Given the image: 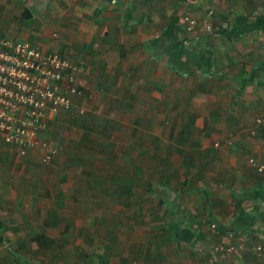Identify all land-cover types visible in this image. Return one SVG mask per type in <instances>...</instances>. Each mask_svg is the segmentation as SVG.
Listing matches in <instances>:
<instances>
[{
    "label": "crops",
    "instance_id": "obj_1",
    "mask_svg": "<svg viewBox=\"0 0 264 264\" xmlns=\"http://www.w3.org/2000/svg\"><path fill=\"white\" fill-rule=\"evenodd\" d=\"M24 8L29 18L21 17ZM184 16L211 31L197 24L185 33ZM32 18L41 20L40 33L30 38L20 28ZM0 38L79 66L76 83L95 91V107L101 98L116 103L113 120L142 131L127 136L156 141L143 139L141 149L129 144L128 151L143 152L150 168L154 152L155 166L166 162L176 171L162 172L167 186L152 193L158 202L147 218L160 231L135 249L115 233L130 226L74 230L54 211L39 210L38 196L1 190L0 264H264L249 252L264 244V175L248 164H264V129L255 122L264 120V0H0ZM114 180L121 183L111 188L116 194L126 180ZM186 208L185 218L178 210ZM197 223L226 235L205 236ZM98 226L106 234L97 236ZM239 241L245 249L212 253Z\"/></svg>",
    "mask_w": 264,
    "mask_h": 264
},
{
    "label": "rangeland",
    "instance_id": "obj_2",
    "mask_svg": "<svg viewBox=\"0 0 264 264\" xmlns=\"http://www.w3.org/2000/svg\"><path fill=\"white\" fill-rule=\"evenodd\" d=\"M40 22L41 20L36 18L25 20L22 22L23 27L20 30L30 34V38H32L33 35H39ZM5 36L8 37V35ZM101 99L97 107H95L94 102L83 105L86 115L81 119L85 120L86 125L84 124V126H86L87 131L70 127L66 117L69 115L64 113L53 114L52 120L48 123L47 132H45L48 134H45L44 138L49 140L51 145L53 143L59 148L55 167L42 166L39 162L40 158L38 159L35 152L18 158L13 147L0 142V191L6 190L8 193H15L21 189L27 197L38 196L36 206L39 210L54 211L63 219V225H73L74 230H79L84 225L91 227L94 224L118 223L119 225L130 226L129 231L116 227L115 233L118 235L117 239L128 242L129 245L133 246L132 249H135V246L141 243L146 245L145 242L152 240L156 236L154 234H157L160 229H151L147 218L148 215L150 216V212L153 211L152 213H154L158 201L154 194H145L142 192L143 189L138 187V181L135 180L137 175L132 170V166L135 163L139 164L138 167L142 169V175L139 177L144 182H152L150 176L160 181L161 178L155 175L150 167L146 168V162L143 163L142 161L143 152L128 151L127 145L130 144L135 149H141L143 139L153 141L155 139L144 137V135L137 136L142 131L131 127L130 121L127 122L126 119L113 120L115 113H117L114 106L117 104L109 100L106 101L104 98ZM79 105L82 103L77 106ZM138 111L141 114L142 108L140 107ZM73 112L75 115L74 110ZM115 126H117L116 130L113 128ZM132 129L137 135L127 136V130L132 131ZM153 129L149 130L148 128L147 132H153ZM89 142L94 143L95 146L90 147ZM34 153L36 156L33 155ZM146 153L150 155V152ZM129 155L134 163L133 160L131 162L127 160ZM165 166L166 162L162 163L161 168L164 171H175L174 168ZM114 174L127 179L132 185L134 184V190L137 194L134 197L118 198L117 200L110 187L112 185L115 186L116 190L118 189V185L114 182ZM84 179H86V184ZM109 181H111V185ZM120 190L123 191V186ZM90 192H95L92 198ZM123 202L128 203V207L124 208ZM164 206L163 203L162 207ZM167 206H169L168 210L172 208L168 203ZM187 209L183 212L178 210V212L186 218ZM157 214H160V211ZM179 219L176 217V221ZM56 222L58 221L56 220ZM61 224L58 226L59 229H61ZM98 227L100 229H97V236L106 234L107 230L102 232L103 228ZM202 229L205 227L202 226ZM201 233L207 236V234L210 235L215 232L210 228L207 233L205 230H201ZM91 237L95 241H100L97 237ZM219 246H223V244Z\"/></svg>",
    "mask_w": 264,
    "mask_h": 264
},
{
    "label": "built area",
    "instance_id": "obj_3",
    "mask_svg": "<svg viewBox=\"0 0 264 264\" xmlns=\"http://www.w3.org/2000/svg\"><path fill=\"white\" fill-rule=\"evenodd\" d=\"M209 1L216 4L233 0ZM182 21L184 31L193 33L197 19L184 16ZM198 26L205 32L211 31L204 20ZM80 70L56 53L44 52L23 41L0 38V142L13 147L18 157L37 151L41 164L55 160L59 148L44 138L53 114L75 108L77 115L82 116L85 109L83 104L77 106L76 101L90 103L95 97V91L77 85L75 77ZM255 122L264 129V120ZM248 164L264 175V164L253 159H248ZM210 228L214 230L215 226L209 225ZM225 246H214L212 252L245 249L243 241ZM249 251L264 259V244L252 246Z\"/></svg>",
    "mask_w": 264,
    "mask_h": 264
},
{
    "label": "trees",
    "instance_id": "obj_4",
    "mask_svg": "<svg viewBox=\"0 0 264 264\" xmlns=\"http://www.w3.org/2000/svg\"><path fill=\"white\" fill-rule=\"evenodd\" d=\"M71 112V113H70ZM70 112H68V113H65V115H69V116H66L67 118H68V125L70 126V127H72V128H80V129H83L84 131H87V128H86V126H84V124L86 125V123H85V120L84 119H81L82 117H84V115H86V113L84 114V115H82V116H80V117H78L76 114L74 115L73 113V109L70 111ZM89 144H90V147H93V146H95V144L94 143H92V142H89ZM141 153V152H140ZM153 155V157L150 159V160H148V164H151L152 165V167H151V170L153 171V173H155V175H158L160 178H161V181L160 180H156V179H153V177L152 176H150L149 178L150 179H152V182H144V181H142L141 180V177H139V176H141L142 175V169L140 168V167H138V166H132V170L136 173V175L137 176H135V180L136 181H138L137 182V184H138V187L139 188H141V189H143V190H145V191H147V193H154V189L155 188H166V186H167V183H166V181H163V179H165V178H167L162 172H167V171H164L161 167H162V165H161V167L159 166V164H158V166H155V164H157L158 163V161L155 159V157H154V155H156V153H152ZM42 166H44V167H55V160H50V162L47 164V165H45V164H41ZM146 168H148V167H146ZM161 168V169H160ZM155 170H157L156 172H155ZM159 171H161V173L160 174H158L159 173ZM163 174V175H162ZM138 177H139V179H138ZM113 178H115L116 180H118V178H120V176H115V174L113 175ZM123 180H126V181H124L123 183H122V186H123V191H117V193L115 194L116 196H117V198H128V197H131V196H134V194L131 192V190H128L129 188H130V184H128L127 183V179H125V178H123ZM114 182H115V180H114ZM116 183V182H115ZM132 184V183H131ZM111 185V184H110ZM118 185V187L119 186H121V183H119V184H117ZM136 186V185H135ZM111 188H113L114 189V191H115V186H110ZM137 187V186H136ZM112 189V190H113ZM126 190V191H125ZM142 190V191H143ZM115 193V192H114ZM61 202V204H62V201H60ZM59 206H60V204H58ZM122 206L124 207V208H126V207H128V203H126V202H123L122 203ZM164 213H166V212H164ZM163 213V214H164ZM48 218V217H47ZM51 220H52V222H53V224H55V223H57L56 222V220L58 221V219H57V216H55V214L53 215H51V218H50ZM56 219V220H55ZM141 221V220H140ZM193 222V221H192ZM47 223V221H44V224H46ZM191 225L193 224V223H190ZM196 226L200 229V228H202V226L203 227H205V229H209V225L207 226L205 223H197L196 224ZM216 228V227H215ZM219 230V231H218ZM217 231H218V233H217ZM215 233L213 234V235H226V232H225V230H223V228H217V230H215L214 231ZM224 233V234H223ZM166 234H168V236H169V233H166ZM212 235V236H213ZM170 237V236H169ZM224 247V246H223ZM226 247V246H225ZM222 252V251H221ZM250 252V251H249ZM216 253H220V252H216ZM250 254H252L253 256H254V254L252 253V252H250ZM255 257V256H254ZM15 260V262H17V259L15 258L14 259Z\"/></svg>",
    "mask_w": 264,
    "mask_h": 264
},
{
    "label": "water",
    "instance_id": "obj_5",
    "mask_svg": "<svg viewBox=\"0 0 264 264\" xmlns=\"http://www.w3.org/2000/svg\"><path fill=\"white\" fill-rule=\"evenodd\" d=\"M30 14L28 13V10L26 8H24L22 10V13H21V17L26 19V18H29Z\"/></svg>",
    "mask_w": 264,
    "mask_h": 264
},
{
    "label": "clouds",
    "instance_id": "obj_6",
    "mask_svg": "<svg viewBox=\"0 0 264 264\" xmlns=\"http://www.w3.org/2000/svg\"><path fill=\"white\" fill-rule=\"evenodd\" d=\"M189 17H190V16H189ZM183 26H184V24H183ZM183 30H184V27H183ZM184 32H185V31H184ZM185 33H186V32H185ZM187 34H189V33H187ZM190 34H191V33H190ZM51 120H52V119H51ZM51 120H50V121H51ZM48 123H49V122H48ZM47 126H48V124H47ZM48 141H49V140H48Z\"/></svg>",
    "mask_w": 264,
    "mask_h": 264
}]
</instances>
